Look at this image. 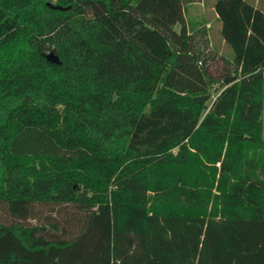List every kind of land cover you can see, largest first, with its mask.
Segmentation results:
<instances>
[{"label": "trees", "instance_id": "obj_1", "mask_svg": "<svg viewBox=\"0 0 264 264\" xmlns=\"http://www.w3.org/2000/svg\"><path fill=\"white\" fill-rule=\"evenodd\" d=\"M196 1L0 0V264H264V13Z\"/></svg>", "mask_w": 264, "mask_h": 264}, {"label": "rangeland", "instance_id": "obj_2", "mask_svg": "<svg viewBox=\"0 0 264 264\" xmlns=\"http://www.w3.org/2000/svg\"><path fill=\"white\" fill-rule=\"evenodd\" d=\"M212 0H198L194 3L189 4L185 9V17L187 20H202L203 22H207L209 24L208 28H206L207 38L209 41V45L212 48L217 49L219 53L224 54L227 57L232 56V52L230 47L220 41V36L217 33V20L215 19L214 13L211 8ZM215 91L211 90V97H214ZM2 218L7 219L4 213H2Z\"/></svg>", "mask_w": 264, "mask_h": 264}, {"label": "crops", "instance_id": "obj_3", "mask_svg": "<svg viewBox=\"0 0 264 264\" xmlns=\"http://www.w3.org/2000/svg\"><path fill=\"white\" fill-rule=\"evenodd\" d=\"M214 0L211 1V8H212V3ZM248 3H250L253 7L259 9L260 11H262L264 13V0H245ZM213 11V9H212ZM214 13V12H213ZM215 19H216V15L214 13ZM205 28H208L209 24L207 22H204ZM219 22L217 21V33L219 35ZM208 31L206 30V33ZM220 36V35H219ZM208 37V36H207ZM220 41L222 42V44L224 43L223 40L220 38ZM263 104H262V110H261V120H262V136L264 137V68H263Z\"/></svg>", "mask_w": 264, "mask_h": 264}, {"label": "water", "instance_id": "obj_4", "mask_svg": "<svg viewBox=\"0 0 264 264\" xmlns=\"http://www.w3.org/2000/svg\"><path fill=\"white\" fill-rule=\"evenodd\" d=\"M44 57L49 62L58 63L57 57L51 51L47 52Z\"/></svg>", "mask_w": 264, "mask_h": 264}]
</instances>
